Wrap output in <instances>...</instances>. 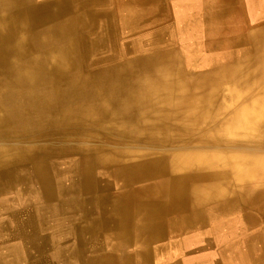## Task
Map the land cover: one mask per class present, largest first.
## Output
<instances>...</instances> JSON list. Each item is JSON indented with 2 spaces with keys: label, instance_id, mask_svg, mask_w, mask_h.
<instances>
[{
  "label": "bare ground",
  "instance_id": "bare-ground-1",
  "mask_svg": "<svg viewBox=\"0 0 264 264\" xmlns=\"http://www.w3.org/2000/svg\"><path fill=\"white\" fill-rule=\"evenodd\" d=\"M113 2L0 0V264H145L206 212L264 207V24L197 63L123 49Z\"/></svg>",
  "mask_w": 264,
  "mask_h": 264
},
{
  "label": "crops",
  "instance_id": "crops-1",
  "mask_svg": "<svg viewBox=\"0 0 264 264\" xmlns=\"http://www.w3.org/2000/svg\"><path fill=\"white\" fill-rule=\"evenodd\" d=\"M113 1L118 30L142 33L141 38L154 41L152 45L157 48L165 46L164 33H172L173 42L170 46L183 52L188 61L197 63L227 60L229 54L226 43H220L222 45L220 48L213 43L217 44L218 41L227 39L229 34L237 33L236 36L240 37L243 34L257 32L264 24L263 0H221L222 2L220 0H123V4L119 3V0ZM120 24H124L126 28H120L122 27ZM262 214H264V208L253 202L240 203L234 208L230 218L224 221L220 220L221 216L213 214L209 216L206 212L205 223L208 226L211 223V231L201 232L204 227H207L204 224L199 232H196V229L182 234L167 232L154 240L151 247L145 248L142 245L134 249L133 254L143 256L142 253H146L148 263L145 261V264H264V254L254 256L253 250L248 248H252L254 235L261 233L264 237V231L260 229L261 224L264 225ZM208 238L211 240L209 244L205 242ZM245 241L248 246L243 248V254H239L234 247ZM159 242L162 243L159 244ZM143 259L140 264H143Z\"/></svg>",
  "mask_w": 264,
  "mask_h": 264
},
{
  "label": "rangeland",
  "instance_id": "rangeland-1",
  "mask_svg": "<svg viewBox=\"0 0 264 264\" xmlns=\"http://www.w3.org/2000/svg\"><path fill=\"white\" fill-rule=\"evenodd\" d=\"M141 34L142 33H138V32H132V33H124V32H119L118 33V35H119V39H118V45L119 46H123V49L125 48L124 46V44H130L131 43V45L133 44V47H130V48H134L133 50H135L137 53H140L141 51L140 50H138L136 47H134V43H136V39H138L140 36H141ZM140 35V36H139ZM134 36H136L135 38H133ZM131 37V38H130ZM164 37H165V46H167V45H172V33H164ZM167 37V38H166ZM124 42V43H123ZM123 44V45H122ZM160 50L162 49V48H159ZM127 50H129L128 48H127ZM151 50V48H146V49H144V51L146 52H148V51H150ZM152 50H157V48L155 49H152ZM128 53H126V57L128 58V57H133L134 56V54L135 53H133L131 50H129V51H127ZM129 55V56H128ZM262 208H264V207H262ZM259 240H258V239ZM263 238V239H262ZM252 246H254L253 248H252V250H253V255L254 256H257V255H263L264 254V237H263V235H261V233L260 234H257V235H254V238L252 239ZM256 241V242H255ZM258 241V242H257ZM261 245H260V244ZM236 247H234V249L236 250V251H238L239 252V254H243V248H247V242L245 241V243H238V244H236L235 245ZM261 247V248H260ZM259 249V250H258ZM261 249V250H260ZM255 250V251H254ZM230 252L229 253H231V250H229ZM260 252H262V254L260 253ZM228 255V254H227Z\"/></svg>",
  "mask_w": 264,
  "mask_h": 264
}]
</instances>
